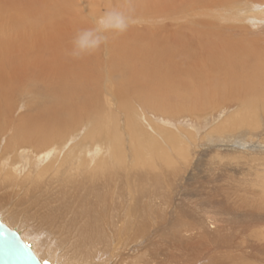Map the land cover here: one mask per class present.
Returning <instances> with one entry per match:
<instances>
[{
    "label": "bare ground",
    "instance_id": "6f19581e",
    "mask_svg": "<svg viewBox=\"0 0 264 264\" xmlns=\"http://www.w3.org/2000/svg\"><path fill=\"white\" fill-rule=\"evenodd\" d=\"M191 6L217 12L200 33L162 23L153 54L112 35L91 65L48 35L58 80L0 103V220L40 262L264 264V65L238 47L264 35V0Z\"/></svg>",
    "mask_w": 264,
    "mask_h": 264
},
{
    "label": "rangeland",
    "instance_id": "374dc122",
    "mask_svg": "<svg viewBox=\"0 0 264 264\" xmlns=\"http://www.w3.org/2000/svg\"><path fill=\"white\" fill-rule=\"evenodd\" d=\"M193 2L195 3L197 2V0H130L131 3L130 15L134 23H132L129 26L126 32L121 34V36H123L124 42H126L125 44L131 47V43L129 42H136V45H138L140 49L142 48L143 51L146 48L145 49L146 51L144 52L147 53L148 51L149 53L150 52L152 53V51L154 50L153 47L155 43L153 39L150 40V38H154V40L156 39L157 37L156 32L158 31V26L161 25L162 23H164L166 26L175 25L172 28L166 29L165 34L167 38L170 37V34L173 35L175 31L180 33L181 31L186 32L184 27H190V28L193 27V29L197 30V33L199 31L201 32L202 30L201 27L198 26L199 24L196 23L207 22L211 15L214 16V14H216L217 10L212 9V11H209L207 9L201 10L197 8L195 11L192 12L189 11L188 14L180 13L184 10V8L192 9L191 5ZM176 5L179 6L182 5V6L180 7V9L176 8V12H174V7H177ZM122 7H126V0H0V54L1 55L6 54L4 55L6 57V60H3L2 63L3 71L0 74V76L2 75V77L0 78H3L6 81L5 82L6 84L2 83V87L0 86V103L4 102L7 104H12L14 100L13 104L16 105L17 103H19L20 99L22 98L20 96L21 90H24L26 88L33 89V87H47L50 86L48 85L49 83L56 82L58 80L59 74H56L55 69L51 65H49L51 64L50 58L52 59V57L56 55L54 53L58 51L57 46L53 47L47 52L46 48H44V44H45L44 40L46 39V37L51 36L52 37V38L50 37L51 39H54L56 37L54 39L55 41L63 38L65 39V42H68L69 40L71 41L75 36L74 34H76L75 32H77L78 30L94 27L95 20L98 19L105 11H108L113 8L119 9ZM161 8L163 10L161 14L163 15V17H165L166 15V17L161 20H158L157 18L158 15L156 14L160 12ZM18 14L19 16L17 17ZM139 15L141 16L139 17ZM171 17L173 19H170ZM142 19L143 20L145 19V21L141 22ZM146 20H148V22H146ZM149 20L152 21L154 20L156 22H153L154 23L153 24ZM148 24L151 26H149ZM215 28L217 29V27ZM260 30H262V28H260ZM189 35L190 34L188 33V37H190ZM251 37L259 41L253 42L252 44L251 38L247 37L238 43V47L240 49H243L244 53H247L249 50L251 52H254L253 56L258 59V63L262 64L263 62L264 65V44L262 43V41H264V35L263 36L259 35V38L257 39L256 33H254ZM205 38L210 39L207 35ZM109 39H112L111 34H109ZM133 39H137V41ZM35 41L36 42L38 41V43H36ZM146 43H148L149 45ZM150 43L153 45H151ZM258 44H260L262 47L258 48ZM129 47L125 45L123 46V48L126 51L130 49ZM98 51L90 55L91 65H93L97 61L100 63L101 61L102 63L106 62V59L104 57L105 53H103V45ZM157 52L158 51H155L153 53H157ZM37 53L40 55H37ZM30 54H36V55L32 56ZM16 60L18 62H16ZM25 65L26 67H24ZM241 65L235 66L233 68L234 71H232V73L242 75L246 72L251 71L245 69L243 65L242 66ZM102 66L103 65H101V67ZM30 69L33 70L31 71ZM139 69L141 68L140 67L136 68V70ZM262 69H264V67ZM262 69L261 71L257 72L256 75L264 74V71H262ZM99 71L100 70H97L96 73ZM240 88L244 92V89L242 87ZM34 92H37L34 93L35 95H33V97L35 98L30 97V99L31 100L34 99V102H36L39 99V101H37L36 103L42 100L43 102H40L38 104L39 105L43 104L45 102V99H43L42 97L43 93H40V91L38 92L36 89H34ZM39 94L41 95L39 96ZM8 98L9 100L11 99V102L8 100ZM16 114L17 113L13 115L12 117L13 119L14 118L16 119L17 117ZM222 154H225V151H222ZM222 159L224 164L237 166L239 170L240 168L247 170L245 166L251 165L250 161L254 160L248 158H240L238 155H227V157ZM256 163L258 164V162ZM220 258L221 259L216 264L229 263V260L227 258L223 256H220ZM203 263L206 264L207 259ZM203 263L199 262L198 264H203ZM208 263L215 264V262L213 261Z\"/></svg>",
    "mask_w": 264,
    "mask_h": 264
},
{
    "label": "clouds",
    "instance_id": "9594fccd",
    "mask_svg": "<svg viewBox=\"0 0 264 264\" xmlns=\"http://www.w3.org/2000/svg\"><path fill=\"white\" fill-rule=\"evenodd\" d=\"M130 12V0H126V7L105 11L95 20L94 27L80 29L76 32L72 40V49L68 54L74 59H79L97 52L102 45L107 44L109 34L119 36L134 23Z\"/></svg>",
    "mask_w": 264,
    "mask_h": 264
},
{
    "label": "water",
    "instance_id": "95a60500",
    "mask_svg": "<svg viewBox=\"0 0 264 264\" xmlns=\"http://www.w3.org/2000/svg\"><path fill=\"white\" fill-rule=\"evenodd\" d=\"M0 264H49L40 262L31 246L0 220Z\"/></svg>",
    "mask_w": 264,
    "mask_h": 264
}]
</instances>
